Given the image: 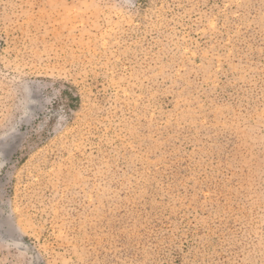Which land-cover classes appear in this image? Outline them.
<instances>
[{
    "label": "rangeland",
    "instance_id": "1",
    "mask_svg": "<svg viewBox=\"0 0 264 264\" xmlns=\"http://www.w3.org/2000/svg\"><path fill=\"white\" fill-rule=\"evenodd\" d=\"M0 264H264V0H0Z\"/></svg>",
    "mask_w": 264,
    "mask_h": 264
}]
</instances>
